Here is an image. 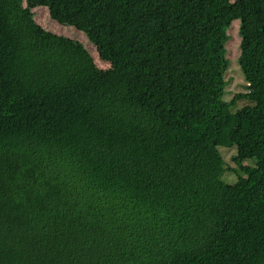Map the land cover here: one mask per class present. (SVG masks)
Segmentation results:
<instances>
[{"label": "trees", "instance_id": "trees-1", "mask_svg": "<svg viewBox=\"0 0 264 264\" xmlns=\"http://www.w3.org/2000/svg\"><path fill=\"white\" fill-rule=\"evenodd\" d=\"M0 264H264V0H0Z\"/></svg>", "mask_w": 264, "mask_h": 264}, {"label": "rangeland", "instance_id": "rangeland-1", "mask_svg": "<svg viewBox=\"0 0 264 264\" xmlns=\"http://www.w3.org/2000/svg\"><path fill=\"white\" fill-rule=\"evenodd\" d=\"M32 13L36 23H38L43 29L54 34L63 35L73 40L79 41L93 58L95 65L99 69L105 70L110 67L109 61L99 57L95 46L88 40L87 36L82 31L76 29L72 25H61L53 21L50 19L48 11L45 7H33ZM238 24V20H234L232 22V26L228 30L229 34L231 35V39L225 45L226 57L229 61L228 68L225 73V79L228 84L225 88L223 96V99L226 101H231L233 97L239 92H247V84L238 64V56L240 53V36L237 32ZM246 103L247 100L244 98L236 99L235 103L231 104L230 111L234 113ZM217 149L222 157L224 167L226 169L221 175V180L228 185H234L237 182L238 176L243 175L241 167L233 162V157L237 154V148L235 145L230 147L218 145ZM242 165L254 167L256 166V162L255 159H246L242 161Z\"/></svg>", "mask_w": 264, "mask_h": 264}, {"label": "built area", "instance_id": "built-area-1", "mask_svg": "<svg viewBox=\"0 0 264 264\" xmlns=\"http://www.w3.org/2000/svg\"><path fill=\"white\" fill-rule=\"evenodd\" d=\"M247 85H249V83L246 82Z\"/></svg>", "mask_w": 264, "mask_h": 264}]
</instances>
